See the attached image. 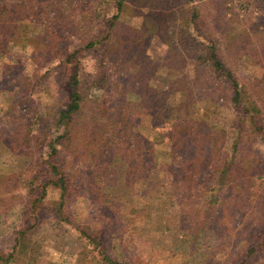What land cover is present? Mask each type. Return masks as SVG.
Here are the masks:
<instances>
[{"label":"rangeland","instance_id":"rangeland-1","mask_svg":"<svg viewBox=\"0 0 264 264\" xmlns=\"http://www.w3.org/2000/svg\"><path fill=\"white\" fill-rule=\"evenodd\" d=\"M127 1L128 12L122 14L117 26L111 30L112 43L116 47L111 49L110 59L103 56L106 43L97 44L95 47H89V44L108 33L109 22L117 12L114 0H91L94 8H90V13L84 20L74 15L68 21L60 19L61 24L55 28V33L62 39L54 35L48 37L46 44L54 48L62 46L68 53L55 55L54 60L38 73V76L47 74L42 81L43 89L23 91L21 95L18 90L23 86L25 90L26 81L17 77L16 89H10L7 94L0 93V131L7 129L5 132L11 133V138L12 133L18 137L25 133L31 134L35 138H56L63 134L58 132L56 121L60 110L71 101L69 82L77 68L79 91L89 101L87 114L96 110L90 100L99 98L98 105L110 100L106 106L111 109L112 117L117 114L115 111L121 107L118 104L124 102L122 100L132 103L137 101L135 91L131 90L133 81L127 82L123 75L130 72L136 77L138 71L149 74L150 67L143 65L145 58L150 59L148 63L153 64L155 61L154 65L165 62L166 67H175L176 77L185 80L189 88L196 80L193 62L188 60L187 64L179 65L176 59L178 56L187 58L186 47L193 41L205 45L210 39L222 45L232 44L230 46H234L233 49L237 47L236 44L244 48V43L248 40L254 42V36L249 32L245 33L243 29L256 25L259 30L264 31V0ZM192 19L194 26L197 25L200 30L199 34L193 26H185V22ZM43 26H37L41 33L44 31ZM156 29L158 32H154ZM182 40L185 44H181ZM139 44L141 46L138 48ZM144 44H147L145 48ZM255 52L250 47L245 53L248 55ZM68 54H75L72 63L66 60ZM134 57L138 60H134ZM13 60L12 55L0 54V84L8 81L9 70L14 65ZM24 63L23 73L29 74L32 62L28 59ZM250 63L235 57L231 59V67L247 100H253L252 84L263 71ZM159 66L164 69L160 64ZM103 79L105 90L99 91L94 84L102 85ZM38 90L43 91V94ZM201 91L202 89L195 90L196 98L193 102L174 97V109L165 126L171 127L191 114L203 116L210 124L227 130L230 139L227 149H230L237 142L238 134L234 126L235 112L225 101L226 91L223 89L222 94L218 91L222 96L217 100H212ZM24 95L28 96L25 107H16L11 115L4 118L12 108L9 98H13V102L17 104ZM39 113H42L44 120L35 125V117ZM139 123L142 130L151 125L148 116L141 117ZM12 127L16 130H10ZM36 128L37 133L34 132ZM253 140L254 143H250L247 149L239 153L240 171L231 176L232 181L229 180L232 189L228 188L227 202L221 209L224 213L217 219L215 234L204 240L201 253L195 254L188 264H242L252 248H256V252L247 258L245 264H264V143L259 138H252ZM170 147L171 144L166 142L158 145L157 149L167 151ZM67 157L69 159L71 155L68 154ZM76 164L75 171L68 170L74 174V181L69 186L72 201L68 206L79 221L75 224L81 230L89 229L90 235L101 233L103 238L108 235L114 246L113 254L120 260L134 257L145 260L146 264L182 263L165 262L162 256L159 257L157 252H153L154 244L159 238L166 239L163 236L166 231L171 234L185 231L192 235L205 220L204 215L197 216H201L200 207L187 204L184 194L173 192L166 180H162L160 184L147 181L148 167L140 168L137 178L128 180L127 183L119 176L117 183H114L115 187L110 191L108 186L112 185V180L108 184L105 181L101 188H89L86 183L90 179L84 172L87 164ZM250 168L260 172L253 180L251 176H247L245 180L243 177L235 180L240 172ZM13 172L14 158L0 150V176ZM38 176L39 184L49 178L45 169ZM9 177L13 183L0 186V212L3 211L0 213V264H77L80 252L84 249L83 237L74 227L62 226L58 222L57 214L52 211L53 206L57 208L61 201V188L48 185L44 202L33 211L31 202L35 198L34 194L30 196L22 182L16 186L14 181L18 179L15 180L12 175ZM237 185L240 187L236 188ZM37 188L36 195H39L40 187ZM144 205L147 206L146 210ZM135 207L139 210L137 215L143 214L138 220L129 216L130 210ZM68 210L67 207V212ZM105 217H112L115 222L104 226L102 222ZM128 218H134L133 224H129ZM18 230H25L27 233L17 242ZM172 248L178 252L181 249L180 240L172 241ZM96 254L93 253L92 256ZM204 254L208 256L206 262H203ZM88 261L89 259L86 263Z\"/></svg>","mask_w":264,"mask_h":264},{"label":"trees","instance_id":"trees-1","mask_svg":"<svg viewBox=\"0 0 264 264\" xmlns=\"http://www.w3.org/2000/svg\"><path fill=\"white\" fill-rule=\"evenodd\" d=\"M114 2L117 12L109 22L108 33L89 44V47H95L97 44L106 43L103 53L106 59H110L111 49L116 47L112 43L111 30L117 26L122 14L128 12L129 5L127 0H114ZM93 6L91 0H0V54L14 57V65L9 70L8 81L0 84V93L7 94L10 93V89H16L17 77L26 81L25 90L24 86L18 90L21 95L23 91L43 89L42 81L47 74L38 76V73L54 60L55 55L68 53L62 46L55 48L49 46L46 40L48 37L56 36L55 28L60 26L61 18L68 21L75 16L84 20L88 17L90 8L93 10ZM193 23L194 19L187 20L185 26H193L195 32L199 34V28ZM38 25H44L42 33L39 32ZM243 31L254 36V42L248 40L244 43V48L236 44L237 47L233 49L234 46H230L232 44L222 45L210 39L207 40L208 44L193 41L186 47L187 58L178 56L176 62L185 65L188 60H192L196 80L189 88L185 80L176 77L175 67H166L167 63L164 62L159 63L164 68L160 69L159 64L154 65L155 61L153 64L148 63L150 59L145 58L143 65L150 67L149 74L138 71L136 77L130 72L123 75L127 82L133 81L131 90L135 91L137 101L132 103L122 100L124 102L118 104L121 107L115 111L117 114L112 117H110L111 109L106 106L110 100L98 105L99 98L90 100V104L96 107V110L87 114L89 101H86L79 91L77 68L69 82L71 101L60 110L56 121L58 132L63 134L56 138H35L31 134L25 133L18 137L17 134L12 133L11 138V133L5 132L7 129L0 131V150L14 158V172L0 176V186L13 183L9 175L15 180L18 179L14 181L16 186L22 182L28 194L30 196L34 194L35 198L31 202L33 211L44 202L48 185L61 188V201L57 204V208L53 206L52 211L57 214L58 222L62 226L74 227V230L83 237L84 249L80 252L77 264H146L141 258L125 257L120 260L113 254L114 246L108 235L104 238L101 237V233L90 235L89 229L81 230V227L75 224L79 221L68 206L72 201L69 186L74 181V174L68 170L75 171L77 162L79 165L85 163L87 166L84 172L90 179L86 183L87 186L101 188L105 181L108 184L112 180V185L108 186L111 191L119 176H122L127 183L128 180L137 178L140 168L148 167L147 181L152 180L156 184H160L162 180L168 181L173 192L184 194L187 204L201 208L199 211L201 216L197 215L198 217L205 216L203 224L199 225L192 235L186 234L185 231L175 234L166 231L163 234L166 239L159 238L154 244L153 252H157L159 257L162 256L165 262L181 261V264H188L195 254L201 253L204 240L216 232L217 219H220L224 213L221 209L227 202L228 188L232 189L229 180L236 171H240L238 163L241 154L239 153L247 149L250 143H254L252 138H259L264 143V31L259 30L256 25H250ZM57 38L62 39L60 36ZM138 41L143 45L141 40ZM233 42L237 43L235 40ZM181 44H185V41L182 40ZM146 45L144 44V48ZM250 47L256 52L246 55L245 52ZM118 50H120L119 46ZM232 57L240 61H250L251 65L263 70L261 76L256 77L252 84L253 100L245 98L246 94L231 67ZM28 59L32 62V68L29 74H25L23 64ZM73 59L75 54H68L67 62L72 63ZM133 59L138 60L136 57ZM104 83L105 79L102 80V85L98 83L94 85L97 90L104 91ZM196 89H202L201 93L212 100L222 96L218 91L221 94L223 89L226 91L225 101L235 112L236 128H234L238 134L237 142L230 149H227L230 141L227 130L210 124L203 116L191 114L171 127L165 126L174 109V97L193 102L196 98ZM38 91L43 94V91ZM9 100L12 108L4 118L11 115L16 107H25L28 96L24 95L19 102L16 100L17 104L13 102V98ZM35 111L37 112L38 109ZM143 116H148L151 122L145 130L140 128L139 123ZM35 118V125L44 120L42 113L37 114ZM101 122L103 123L100 124ZM10 130L16 129L12 127ZM36 130L37 128L34 130L35 133L38 132ZM2 131L4 133H1ZM166 142L171 144L169 150L157 149L158 145ZM83 152L85 153L82 154ZM68 154L71 155L69 159ZM44 169L49 178L39 184L38 174ZM254 170L250 168L240 172L235 180L242 177L245 180L247 176H251L253 180L260 173ZM37 187H40L39 195H36ZM144 208L146 210L147 206ZM138 213L139 210L135 207L130 210L129 216L138 220V217L143 216V214L137 215ZM130 218H128L129 224H133L134 218ZM112 222H115V219L105 217L102 224L105 226ZM26 233L25 230H18L17 242L20 238L23 239ZM179 240L181 249L176 252L172 248V241ZM255 252L256 248L250 249L242 264H245L247 258ZM93 253H97L96 256H92ZM203 257V262H206L208 256L204 254Z\"/></svg>","mask_w":264,"mask_h":264}]
</instances>
